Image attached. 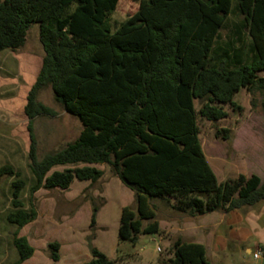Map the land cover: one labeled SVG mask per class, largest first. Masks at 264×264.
<instances>
[{
	"label": "trees",
	"instance_id": "trees-1",
	"mask_svg": "<svg viewBox=\"0 0 264 264\" xmlns=\"http://www.w3.org/2000/svg\"><path fill=\"white\" fill-rule=\"evenodd\" d=\"M119 1L0 0V53L23 48L33 26L44 51L24 108L35 178L31 194L68 190L75 180L96 183L104 175L96 166L109 165L135 194L136 206L122 209L118 232L119 241L129 243L163 233L154 200L173 202L174 211L191 217L262 205L264 178L218 181L202 148L198 116L226 118L225 107L240 109L235 97L242 90L260 93L264 115V0H135L138 10L112 31ZM47 88L82 130L39 160L34 122L56 115L39 100ZM230 133L220 129L217 137L229 141ZM68 165L83 166L49 175ZM4 176L17 178L6 219L17 227L13 244L22 264L35 249L19 230L38 212L21 199L26 182L20 173L5 165ZM49 247L58 262L60 244ZM90 252L87 264H119L96 248ZM168 253L154 264H211L203 245L182 238Z\"/></svg>",
	"mask_w": 264,
	"mask_h": 264
},
{
	"label": "rangeland",
	"instance_id": "rangeland-1",
	"mask_svg": "<svg viewBox=\"0 0 264 264\" xmlns=\"http://www.w3.org/2000/svg\"><path fill=\"white\" fill-rule=\"evenodd\" d=\"M137 10L135 0H120L110 17L112 31ZM227 33L228 30H224L221 36L226 38ZM43 55L38 26L32 27L23 48L15 52L6 50L0 53V167L10 165L20 173V179L26 182L21 199L27 208L33 203L38 212L36 221L19 230V236L26 237L35 249L33 257L22 264H87L92 258L91 247L108 258H114L112 260L119 264H154L169 257V248L154 239V236H140L136 243L119 241L122 209L126 206L135 208V194L115 176L109 165L96 166L104 172L96 183L75 180L68 190L42 188L31 194L35 178L31 171V140L24 108ZM39 100L56 113L53 117H39L34 122L37 156L42 160L47 154L59 151L73 142L79 136L82 125L55 101L51 88L43 90ZM252 100L257 103L255 107L252 106ZM261 100L258 92L251 96L246 91H241L235 97L240 109L234 111L231 107H225L228 115L223 120L211 122L198 116L201 142L214 162L218 156L215 144L219 142V146H223L225 142H229L217 137L218 130L230 129V136L234 138L233 127L241 122H248L239 129L237 135L241 154H248L252 150L260 151L261 159L264 158V115ZM196 106L199 109L197 101ZM252 140L254 141L251 143ZM82 166H58L49 175L53 171ZM253 167H256V161L251 159L248 168ZM16 179L12 176L0 177V264H17L19 259L13 244L17 227L6 219L12 210V183ZM153 204L159 218L166 215L165 202L154 200ZM96 207V223L92 225ZM51 243L60 244L58 262L51 258Z\"/></svg>",
	"mask_w": 264,
	"mask_h": 264
},
{
	"label": "crops",
	"instance_id": "crops-1",
	"mask_svg": "<svg viewBox=\"0 0 264 264\" xmlns=\"http://www.w3.org/2000/svg\"><path fill=\"white\" fill-rule=\"evenodd\" d=\"M245 124L248 122H241L238 123L239 127H233L235 137L229 142H225L223 146H219V142L215 144V148H218L215 162L202 144L206 159L220 183L239 175L264 178V158L261 159L260 151L252 150L248 154H241L238 149L237 135ZM251 159L256 161V167L248 168ZM163 202L167 206L164 211L166 215L159 218L157 211L163 233L154 236V239H158L166 248L170 249L174 240L182 238L186 242L203 245L211 264H264V255L260 259L254 258L257 248L260 247L264 252V203L259 207L191 217L174 211L171 207L173 202L170 205Z\"/></svg>",
	"mask_w": 264,
	"mask_h": 264
},
{
	"label": "built area",
	"instance_id": "built-area-1",
	"mask_svg": "<svg viewBox=\"0 0 264 264\" xmlns=\"http://www.w3.org/2000/svg\"><path fill=\"white\" fill-rule=\"evenodd\" d=\"M159 250H160V249L158 248V251H159ZM263 255H264V252H263V250L259 247V248H257L256 252L254 253V258H255V259H260Z\"/></svg>",
	"mask_w": 264,
	"mask_h": 264
}]
</instances>
